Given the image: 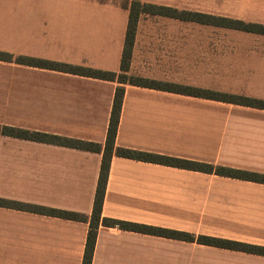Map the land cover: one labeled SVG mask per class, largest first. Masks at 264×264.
Wrapping results in <instances>:
<instances>
[{"label":"crops","instance_id":"1","mask_svg":"<svg viewBox=\"0 0 264 264\" xmlns=\"http://www.w3.org/2000/svg\"><path fill=\"white\" fill-rule=\"evenodd\" d=\"M133 0H0V52L121 72ZM264 25V0H142ZM129 75L264 100V34L140 13ZM118 87L116 146L264 174V108L0 60V264H82ZM264 246V183L113 153L101 218ZM92 264H264V255L99 223Z\"/></svg>","mask_w":264,"mask_h":264},{"label":"trees","instance_id":"2","mask_svg":"<svg viewBox=\"0 0 264 264\" xmlns=\"http://www.w3.org/2000/svg\"><path fill=\"white\" fill-rule=\"evenodd\" d=\"M143 12L153 13V14H163L169 16H178L181 18H185L187 20L197 21L201 23L215 24L221 27L259 32L264 34L263 24L248 23L238 19L208 15L200 12H193L186 10L180 11L172 7L145 4L142 2V0H133L131 4L129 30L127 33L125 49L122 56L120 73L92 69L82 66H74L67 63L43 60L34 57H30V58L15 57L13 54L7 52H0V60H5V61L14 60L17 62H26L31 65L69 72V73H75V74L108 79V80L117 79L121 83H129L143 87L156 88V89L173 91L184 94H191L201 97L217 99L221 101L264 108V100L261 99L212 91V90H205L190 86H183V85L161 82L148 78L129 75L128 70L130 66L132 45L134 41L135 24L137 22L138 15ZM124 91H125L124 87H118L114 97L113 108L111 112L108 132H107V140L104 149L103 161L101 164L98 187L94 201V209L90 222V230L88 234L86 250L82 264H92L93 252L97 238V229L100 222H102L103 225L105 226L118 227L122 230L135 231V232L170 237V238H178L190 242H197L199 244H204V245H210V246L227 248L237 251H243L247 253L264 255V246L262 245L245 243V242L235 241L232 239L217 238L210 235H195L193 233H189L185 231H177L168 228L152 226L144 223H137V222L106 218V217L101 218L104 192L108 181L110 159L113 153L131 159H137V160L153 162L168 166L191 169V170H198L207 173H216L220 175H226L235 178H241V179L264 183V174L236 169L223 165H215L212 163L201 162L197 160L173 157V156H168L153 152L140 151L132 148L116 146L115 142H116L117 129L120 120L121 107L124 98ZM0 134L25 138L30 140L42 141V142H51L63 146L78 148L82 150H89L94 152H99L102 149L101 145L98 143L62 137L59 135H54L49 133L30 132L28 130H24L18 127H12L8 125L0 124ZM0 206H8V207H15L26 210L40 211L47 215H54V216H59L73 220H83V221L86 220V216L80 213L66 211L57 208H49L39 205H33L18 201H12L4 198H0Z\"/></svg>","mask_w":264,"mask_h":264}]
</instances>
